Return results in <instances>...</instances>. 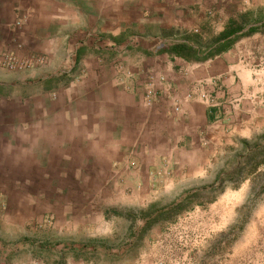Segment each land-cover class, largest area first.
Returning a JSON list of instances; mask_svg holds the SVG:
<instances>
[{"label": "crops", "instance_id": "obj_1", "mask_svg": "<svg viewBox=\"0 0 264 264\" xmlns=\"http://www.w3.org/2000/svg\"><path fill=\"white\" fill-rule=\"evenodd\" d=\"M210 6L224 10L226 0H0V58L46 55L29 69L0 65V253L9 234L80 250L111 232L106 215L129 195L126 184L171 161L203 165L210 144L231 132L229 119L198 94L175 111L160 87L170 81L180 97L203 79L247 89L251 72L231 50L195 61L168 47L181 30L218 21Z\"/></svg>", "mask_w": 264, "mask_h": 264}, {"label": "rangeland", "instance_id": "obj_2", "mask_svg": "<svg viewBox=\"0 0 264 264\" xmlns=\"http://www.w3.org/2000/svg\"><path fill=\"white\" fill-rule=\"evenodd\" d=\"M206 14L219 20L208 28H185L178 37L199 51L200 58L189 59L203 61L231 50L233 58L251 72L247 89L233 93L222 89L216 79L194 82L183 97L170 81L160 89L175 111H180L184 97L200 95L215 118L226 117L231 125L238 122L237 132L226 125L225 131L231 132L210 144V153L199 159L200 167L174 166L171 161L146 182L135 183L133 188L126 184L129 195L126 191L115 197L106 215L112 219L105 222L111 232L90 239L80 250L40 243L41 235L23 239L9 234L2 241L0 264H21L22 260L69 264L64 259L69 256L81 258L84 264H264V0H233L230 4L226 0L224 10L210 6ZM231 22L246 23L242 31L251 25L256 29L205 56ZM115 64L120 73L128 74L121 60ZM153 80L151 76L148 82ZM151 84L147 94L155 96ZM236 110L239 113L234 118ZM221 179V188L212 187ZM179 201L182 209L165 219L161 212ZM145 213L151 214L150 220L156 216V221L143 230ZM28 257L31 261H26Z\"/></svg>", "mask_w": 264, "mask_h": 264}, {"label": "trees", "instance_id": "obj_3", "mask_svg": "<svg viewBox=\"0 0 264 264\" xmlns=\"http://www.w3.org/2000/svg\"><path fill=\"white\" fill-rule=\"evenodd\" d=\"M246 23H235V22H231V25L228 26L226 28V30H224L219 38L214 41L215 45H213L212 47L209 48V50L205 53V56H212L215 53H218L220 50L225 49L226 47H228L239 35H243V34H249L251 32H253L256 27L255 26H249L245 31H242V29L244 28ZM220 40H224L222 43H220ZM170 51L176 53L177 55L183 57V58H191V59H198L200 58L199 56V51H197V49L191 47L190 45H188L185 42H176L173 45H171V47L169 48ZM232 172V171H231ZM231 172L226 173V176H229L231 174ZM223 179L219 180L217 182L216 186H212L214 188H221L223 186ZM193 195V194H191ZM182 201L179 202H174L171 203L169 206H167V208L165 209V211L161 212L162 214H164L163 216H165V219L170 218V216H172L173 214H177L179 212V210L182 209ZM150 216L151 214H147L145 213L143 215V219L147 218L145 221V225L142 227L143 230H146L152 223H154L156 221V216L152 217V219L150 220ZM158 217V216H157ZM155 218V219H154Z\"/></svg>", "mask_w": 264, "mask_h": 264}, {"label": "built area", "instance_id": "obj_4", "mask_svg": "<svg viewBox=\"0 0 264 264\" xmlns=\"http://www.w3.org/2000/svg\"><path fill=\"white\" fill-rule=\"evenodd\" d=\"M46 61V55L41 53H28L19 55L15 52L7 51L1 55L0 65L8 70L29 69ZM177 110L178 107H175Z\"/></svg>", "mask_w": 264, "mask_h": 264}]
</instances>
